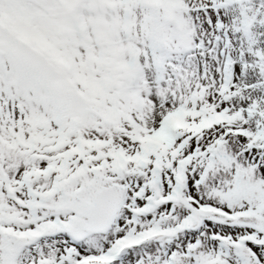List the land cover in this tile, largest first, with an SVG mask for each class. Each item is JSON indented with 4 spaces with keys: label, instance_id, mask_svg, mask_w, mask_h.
<instances>
[{
    "label": "snow or ice",
    "instance_id": "obj_1",
    "mask_svg": "<svg viewBox=\"0 0 264 264\" xmlns=\"http://www.w3.org/2000/svg\"><path fill=\"white\" fill-rule=\"evenodd\" d=\"M0 264H264V0H0Z\"/></svg>",
    "mask_w": 264,
    "mask_h": 264
}]
</instances>
